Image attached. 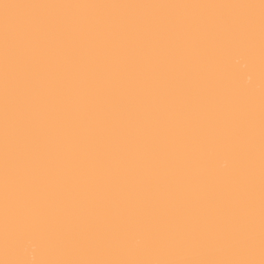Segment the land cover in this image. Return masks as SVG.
<instances>
[{
	"label": "bare ground",
	"instance_id": "6f19581e",
	"mask_svg": "<svg viewBox=\"0 0 264 264\" xmlns=\"http://www.w3.org/2000/svg\"><path fill=\"white\" fill-rule=\"evenodd\" d=\"M0 264H264V0H0Z\"/></svg>",
	"mask_w": 264,
	"mask_h": 264
},
{
	"label": "snow or ice",
	"instance_id": "6c2138e0",
	"mask_svg": "<svg viewBox=\"0 0 264 264\" xmlns=\"http://www.w3.org/2000/svg\"><path fill=\"white\" fill-rule=\"evenodd\" d=\"M225 70H227V69H225Z\"/></svg>",
	"mask_w": 264,
	"mask_h": 264
}]
</instances>
